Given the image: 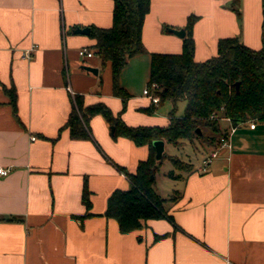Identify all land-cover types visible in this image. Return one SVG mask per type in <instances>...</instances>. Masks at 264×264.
Segmentation results:
<instances>
[{
	"label": "crops",
	"instance_id": "obj_1",
	"mask_svg": "<svg viewBox=\"0 0 264 264\" xmlns=\"http://www.w3.org/2000/svg\"><path fill=\"white\" fill-rule=\"evenodd\" d=\"M231 3L150 0L141 28L143 52L130 57L118 77L128 94L123 108L112 93L109 65L102 67L95 56H77L93 40L72 33L110 27L111 0H0V166L9 169L0 177V264H264V120L252 129L248 122L235 127L230 150L221 152L205 173L197 169L210 147L191 144L199 157L190 163V172L174 169L179 178L169 179L172 190L166 196L155 178L160 197L173 191L180 195L164 206L175 227L164 219L147 220L124 234L104 216L110 194L129 188L113 165L134 173L148 157L147 146L113 139L100 115L89 118L91 139L59 132L75 95L84 105L103 103L129 127L167 126L175 104H152L143 95L150 54H179L182 38L169 29L185 35L190 15L197 18L194 61L215 56L221 38L236 37L259 50L261 0H238L239 15ZM2 86L14 88L15 113ZM219 123L229 128L227 120ZM163 143L164 154L171 156L165 153L169 143ZM84 180L88 210L81 201ZM155 235L162 238L154 241Z\"/></svg>",
	"mask_w": 264,
	"mask_h": 264
},
{
	"label": "trees",
	"instance_id": "obj_2",
	"mask_svg": "<svg viewBox=\"0 0 264 264\" xmlns=\"http://www.w3.org/2000/svg\"><path fill=\"white\" fill-rule=\"evenodd\" d=\"M111 1V26L90 27L88 36L93 44L89 50L99 58L102 67L109 65L112 93L121 99L124 108L128 94L119 85L118 77L127 60L143 52L141 28L150 0ZM237 4L238 0H232L229 8L239 15ZM261 12L262 47L259 50L246 47L236 37L221 38L217 41L215 56L204 62L194 61L192 27L197 18L190 15L186 20L179 54H150L147 86H156L154 93L159 101L169 100L173 104L185 101L182 116L171 113L165 127H129L103 103L84 105L80 95L73 97L71 111L59 132L66 130L71 139H91L89 118L100 115L108 124L113 139L123 137L136 146H147L149 150L148 157L137 164L134 173H127L113 165L129 182L127 190H114L110 194L104 211L105 217L116 221L120 233L138 230L147 220L164 219L175 227L164 206L180 195L173 191L167 198L160 197L154 190L156 173L164 159L173 165V169L165 174L173 180L179 178L174 169L190 172L192 165L164 153L156 161L152 146L154 140H162L175 147L183 142L215 147L218 138L225 133L220 120L228 119L234 127L251 120H264V0H261ZM2 89L15 113L14 88L2 86ZM88 198L84 180L81 201L87 210L90 207ZM7 220L16 218L9 217ZM160 238L162 236L155 235L154 241Z\"/></svg>",
	"mask_w": 264,
	"mask_h": 264
},
{
	"label": "built area",
	"instance_id": "obj_3",
	"mask_svg": "<svg viewBox=\"0 0 264 264\" xmlns=\"http://www.w3.org/2000/svg\"><path fill=\"white\" fill-rule=\"evenodd\" d=\"M29 56H30V50L25 52V57L29 58ZM77 56L81 60H86L92 58L93 53L91 50L87 48H81L77 51ZM154 90H156V86L154 84H151L150 86H147L143 90V95L146 96L152 104H157L159 102V97L154 93ZM225 120L228 121V119ZM248 123L251 129L254 128L255 121L251 120L248 121ZM234 130L235 127L230 124L229 128H227L225 133L218 138L217 145L215 147H210V149L206 152L205 156L203 157L201 165L197 169L199 173L207 172L210 163L214 159H216L221 152L230 150L231 145H230L229 136L231 133H233ZM34 139L35 137H30L31 141H33ZM8 173H9L8 168H4L0 166V177H5L8 175Z\"/></svg>",
	"mask_w": 264,
	"mask_h": 264
},
{
	"label": "rangeland",
	"instance_id": "obj_4",
	"mask_svg": "<svg viewBox=\"0 0 264 264\" xmlns=\"http://www.w3.org/2000/svg\"><path fill=\"white\" fill-rule=\"evenodd\" d=\"M184 107L185 101H177L175 104V115L182 116ZM197 150L199 152L202 151L200 148H197ZM165 153L187 163H195L199 157V153H197L194 147L188 142H184L181 146L178 147H175L171 144H167L165 148ZM170 169L171 164L168 161L163 160L156 173V181L158 184L159 192H161L163 196H166L168 192L172 190L171 187L168 186L170 178L165 176L166 172H168Z\"/></svg>",
	"mask_w": 264,
	"mask_h": 264
},
{
	"label": "water",
	"instance_id": "obj_5",
	"mask_svg": "<svg viewBox=\"0 0 264 264\" xmlns=\"http://www.w3.org/2000/svg\"><path fill=\"white\" fill-rule=\"evenodd\" d=\"M169 31L179 38L184 37V31L182 29H180V30L169 29ZM72 33L73 34H81V35H89V28L88 27L81 28V29L76 28L72 31ZM81 68L85 71H88V72L94 74V75L97 73V70L93 67H90V66L82 65ZM235 86L237 88L238 83H236ZM152 146L155 150V160L158 161L161 159V157L164 153V143L162 140H154L152 142Z\"/></svg>",
	"mask_w": 264,
	"mask_h": 264
}]
</instances>
